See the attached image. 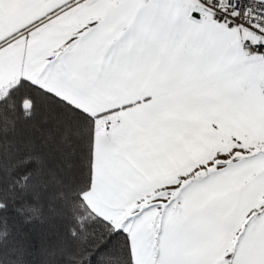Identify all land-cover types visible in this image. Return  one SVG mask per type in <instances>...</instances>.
<instances>
[{
    "label": "crops",
    "instance_id": "0c3cea01",
    "mask_svg": "<svg viewBox=\"0 0 264 264\" xmlns=\"http://www.w3.org/2000/svg\"><path fill=\"white\" fill-rule=\"evenodd\" d=\"M246 41L198 0H0V91L24 80L94 118L84 200L136 264H264L263 81ZM173 188L156 217L153 194Z\"/></svg>",
    "mask_w": 264,
    "mask_h": 264
},
{
    "label": "trees",
    "instance_id": "16d2710c",
    "mask_svg": "<svg viewBox=\"0 0 264 264\" xmlns=\"http://www.w3.org/2000/svg\"><path fill=\"white\" fill-rule=\"evenodd\" d=\"M94 138L93 117L27 81L0 91V264H136L85 203Z\"/></svg>",
    "mask_w": 264,
    "mask_h": 264
},
{
    "label": "built area",
    "instance_id": "2783aa9c",
    "mask_svg": "<svg viewBox=\"0 0 264 264\" xmlns=\"http://www.w3.org/2000/svg\"><path fill=\"white\" fill-rule=\"evenodd\" d=\"M211 9L213 21L231 30H246L257 41H246L244 51L264 60V0H198ZM264 95V83L262 84Z\"/></svg>",
    "mask_w": 264,
    "mask_h": 264
},
{
    "label": "rangeland",
    "instance_id": "374dc122",
    "mask_svg": "<svg viewBox=\"0 0 264 264\" xmlns=\"http://www.w3.org/2000/svg\"><path fill=\"white\" fill-rule=\"evenodd\" d=\"M252 72L254 75H256V77H258L259 79H261L263 82L262 84L264 83V60H262V58L258 57V56H252L251 59H249V72ZM183 178V177H182ZM181 179V178H180ZM182 180V179H181ZM176 190L173 188L171 192H166V193H162V194H153V195H156L154 197L155 200L157 201H162L160 202V206H157V208H151L149 211H154V215L157 217V214L160 216V214L164 213V209H163V205L164 203L163 202H168V199L171 200L173 199L174 200V197L177 198V195H176ZM182 195V193L180 194V196ZM181 198V197H180ZM181 202V199L179 200V204ZM176 203L174 201L170 202L169 203V208H171V206L175 207ZM168 208V209H169ZM129 225L126 226V229H130L131 226H130V223H128ZM139 224H141V231L136 228L135 231H134V235L137 233V232H142V220L139 221ZM130 231V230H128ZM152 239V242L153 243H156L155 242V239L157 240V236H153L151 237Z\"/></svg>",
    "mask_w": 264,
    "mask_h": 264
}]
</instances>
